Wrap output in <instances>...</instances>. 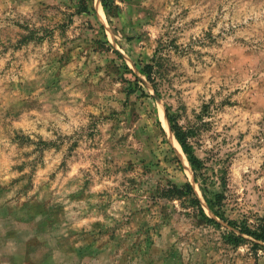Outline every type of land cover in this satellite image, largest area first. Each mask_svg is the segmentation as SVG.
<instances>
[{"label": "rangeland", "instance_id": "obj_1", "mask_svg": "<svg viewBox=\"0 0 264 264\" xmlns=\"http://www.w3.org/2000/svg\"><path fill=\"white\" fill-rule=\"evenodd\" d=\"M229 220L264 226V0H0V264H264Z\"/></svg>", "mask_w": 264, "mask_h": 264}, {"label": "trees", "instance_id": "obj_2", "mask_svg": "<svg viewBox=\"0 0 264 264\" xmlns=\"http://www.w3.org/2000/svg\"><path fill=\"white\" fill-rule=\"evenodd\" d=\"M101 1H102L103 6L105 8H108L109 0H101ZM81 9L82 10H79V13H83V12L88 11L87 6H84V8H81ZM154 68H155V64L152 62H149L141 69V72L143 74H145V76L148 77L153 83H155L154 82L155 78L153 77ZM135 76H136V74H135ZM137 80L140 81V79L138 77H137ZM171 121L173 123V129L175 131V135H176V137H177V139H178V141L182 147V150L186 154L187 158H189L191 165L194 169L196 180H198V178L200 176L202 178V181L205 182L206 177L203 173L204 163H203L202 159L194 154L191 146L185 140L183 132H181V130L174 124V120L171 119ZM168 185L169 186L166 190H168L170 193H172L173 196H183V197L185 196V197H187L189 203L195 207H198L200 209L202 215L207 217L205 210H204V207H203V205H201L200 199H198V197L196 196L194 188L190 182L185 183L182 186H178L177 184H175L173 182H169ZM205 200H206L207 204L215 211V213L220 214V213H218V211H216L215 206L213 205V203H214L213 199H211L209 197H205ZM221 216H224V215H221ZM229 223L236 225V228H238V230L242 234H248L257 240H261L264 242V226H261L260 224L259 225L253 224V226H251L252 224H249L246 221H243V222H240L239 224H237V222L229 220ZM234 237L236 239L246 240V239H244V237H242L240 235H236L235 233H234ZM254 245H257V243H254Z\"/></svg>", "mask_w": 264, "mask_h": 264}]
</instances>
